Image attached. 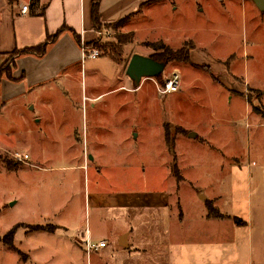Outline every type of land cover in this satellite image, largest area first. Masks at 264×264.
Masks as SVG:
<instances>
[{
    "label": "crops",
    "instance_id": "1",
    "mask_svg": "<svg viewBox=\"0 0 264 264\" xmlns=\"http://www.w3.org/2000/svg\"><path fill=\"white\" fill-rule=\"evenodd\" d=\"M38 1L40 5H46L44 17L30 16L32 0L24 3H21V0H0V53L7 54L15 50L38 46L54 36L62 27L69 29L55 43L49 45L44 56L28 55L18 58L17 68L14 71V77L17 80H4L0 85V114L7 107L22 105L20 113L23 125L30 124L29 127L43 135L45 145H37L41 148L40 151L33 153L32 149L27 147L28 160L45 158L46 163H49L47 161L49 158L67 159L70 165L68 171L74 173L78 170L86 173L89 165L92 164L94 171L100 175L113 167L112 164L105 163L103 159L114 154L111 151L116 141L129 149L136 144L141 148L143 146L144 153H146L144 148L147 145L158 148L162 144L164 157L167 152L164 146L165 124L170 123L163 111L165 107L153 106L154 114H158L157 110L159 112L162 110L165 118L161 116L160 121L156 124L153 122L155 128L147 131L146 126L150 125L147 119L136 121L135 118H131L133 98H138L141 102L143 95L152 91L153 99L166 103L160 95L169 96L167 103L173 111L174 107L175 110L177 109L180 100L187 95V92L193 89L195 93L202 91L200 85L196 87L199 81L186 80V82L182 71V92L162 95L155 85L143 91L144 84L137 88L127 76L130 59L126 67L119 65L123 71L115 74L114 77L119 81H115L112 87L109 85L111 83L103 81V78L99 76L100 73L87 71L84 65L86 60H83V47L96 39L91 13L93 0ZM242 2L241 0L240 4V0H102L100 21L106 25L125 19L121 27L129 22L124 28H128L139 38L140 29L142 32L150 29L147 28L148 23H145V20H150L153 13L159 17L168 18L170 30L167 34L162 33L163 35L158 32L153 39H158V42H163L172 49L175 45L186 44V42L191 45L192 43L194 48L190 49V59L186 64L194 68L204 63L203 65H209L212 71L206 74L187 69L195 76L209 77V83L211 81L214 86L234 93L232 91L237 76L230 83L224 73L230 59L238 53L237 51L240 52L239 45L235 47V43L236 49L224 53V58L231 56L216 64L213 59L206 60L210 59L206 56L210 54L203 53L204 49L197 46L198 37L195 35L197 29L191 31L188 28H181V25L177 27L176 22L182 15L189 16L192 20L208 22L213 16L212 14L208 16V11L214 12L218 10V7L231 4L237 6L236 11L240 9L244 11ZM25 5H29V12L22 14L21 9ZM207 24L211 25L210 22ZM211 30L214 33V30ZM158 31H162L160 27ZM176 35H179L178 40L175 39ZM76 36L81 43L77 41ZM230 39H234V34H231ZM218 53L215 52L213 57H223L217 55ZM170 75L158 81L163 84ZM102 85L110 86L109 90H102ZM201 87H203L202 84ZM76 91L79 96H76ZM115 96L118 98L114 99ZM233 99L230 97V104ZM27 112H33L35 115L30 119ZM175 114L176 112L172 116L174 125L183 126L188 134L187 136L180 134L174 140V144L178 142L191 144L211 139L206 120L200 122L202 126L198 124L199 130L192 129L189 128L190 125H185L178 118L176 119ZM17 131L12 130L18 139L30 146L31 140L26 137L24 140L21 139L23 131L19 130L21 134ZM55 131L59 132L54 133ZM200 133H202L201 137ZM51 139L56 145L48 146L49 143L51 144ZM179 157L180 161L176 160V166L183 168L186 160L183 161L184 156L180 153L178 157L176 154V158ZM124 165L133 166V163ZM38 167L40 170L43 169L42 166ZM232 167V170L226 173L235 172L237 177L234 178L237 183L234 186L220 184L219 188L207 191L206 198L203 197L207 212L191 214L187 218L184 214L176 217L165 213L170 203L164 192L149 195L139 189L124 188L123 191L117 192V188H111L110 191L113 192L94 194L91 198L97 213L101 210H109L121 211L125 215L120 218V221L118 216L113 217L112 221L117 225L113 230L90 233L86 236L78 231L75 236V239L79 240L75 242L78 245L77 248L82 251L84 250L82 246L85 244L84 254L88 257V264H264V195L260 192L254 193L251 184L240 183V168H236L240 166ZM96 187L101 191L105 189L100 188V185ZM196 198H194V205L197 206L198 202L201 203ZM209 204L223 215L232 218L209 217ZM146 208L160 211L155 219L151 218L156 223V231L149 232L144 229L147 220L143 217V209ZM68 211L71 212V209ZM234 218L241 219L244 224L237 225ZM97 219L101 222L106 220L100 213ZM58 226L60 227L61 224ZM63 228L67 230L66 227ZM150 238H155V242H151ZM100 243H105L106 246L96 249ZM92 252L97 256L96 262L91 261L90 253Z\"/></svg>",
    "mask_w": 264,
    "mask_h": 264
},
{
    "label": "rangeland",
    "instance_id": "2",
    "mask_svg": "<svg viewBox=\"0 0 264 264\" xmlns=\"http://www.w3.org/2000/svg\"><path fill=\"white\" fill-rule=\"evenodd\" d=\"M26 1L21 0V3ZM242 1L244 11L241 9L236 11L235 4L224 5L214 12H207L208 16L213 15L208 22L192 20L189 16L183 15L176 22L177 27L181 25V28H188L191 31L197 29L195 33L198 37L197 46L204 49L203 53L210 54L206 55L210 58L206 60L213 59L216 64L230 57L231 55H228L224 58V53L239 45L240 52L237 51L238 53L230 59L224 73L230 83L237 76L232 91L234 93L214 86L211 81L209 83V77L195 76L190 71L207 74L212 71L209 65L205 66L201 63L202 65L191 68L184 62H169L160 79L174 71L180 73L183 71L185 81H199L196 87L200 85L202 91L195 93L193 89L187 92V95L180 100L177 109L175 110L174 107L173 111L167 103L169 96L160 95L166 103H162L161 100L158 102L153 99L152 91L143 95L144 100L141 99V102L135 97L133 101L131 99L133 102L131 118H135L136 121L147 119L150 122V125L146 126L147 131L155 128L153 122L156 124L161 116L165 118L164 112L166 113L170 123L165 124L164 146L167 152L164 157L162 144L158 148L147 145L144 153L143 146L141 148L136 144L129 149L116 141L111 151L114 154L103 159L113 167L100 175L94 171L92 164L89 165L86 173L81 170L75 173L69 172L70 165L67 159L49 158L47 159L49 163H46L45 158L31 159V161L25 159L28 154L27 147L32 149L33 153H37L41 150L37 145H45L43 135L29 127L30 124L23 125L20 113L22 105L7 107L1 112L0 264H88V257L84 254L86 246L85 244L82 246L84 248L82 251L77 248L76 243L79 240L75 239L76 233L78 234L79 231L86 236L90 233L113 230L117 226L112 221L113 217L118 216L120 221L125 215L121 211L101 210L98 213L106 220L101 222L97 219L98 213L93 208L91 197L98 192H113L110 191L111 188H117V192L123 191L124 188L139 189L149 195L164 192L170 203L165 213L176 217L184 214L187 218L191 214L207 212L203 202L207 191L219 188L220 184L234 186L237 183L235 172L227 174L226 171H231L232 166H240L236 167L240 168V183L251 184L254 193L260 192L264 195V12L258 10L252 0ZM179 10L181 11L182 7ZM215 20L218 22H214ZM209 22L211 25L207 24ZM145 23H148L147 28L150 29H146L145 32L140 29L139 38L128 28H124L129 24L127 22L124 27L103 28L96 31V39L93 42L100 41L102 44L116 42L117 36H123L127 43L122 46L123 62L120 65L126 67L134 54L150 57L156 55L152 46L158 42V39L153 38H156L158 32L167 34L171 27L168 18L159 17L155 13L150 16V20L146 19ZM158 26L162 31H158ZM231 34H234V39H230ZM175 39L178 40L179 35H176ZM90 44L84 47L90 50L88 46ZM189 46L190 43L186 42L173 47L174 50L184 48L190 51ZM99 51L101 57L96 60L87 59L84 65L87 71L100 73L99 76L103 81L111 83L109 85L113 87V83L119 81L114 77L115 74L122 73L123 68L113 64L109 58L103 57V52ZM215 52H219L217 55L223 57H213ZM154 80L158 84L162 83L157 79ZM220 80L223 81L222 78ZM141 84H144L143 91L151 89L153 85L158 90L153 79H144ZM103 85L102 90H109L110 86ZM75 94L79 96L78 91ZM230 97L234 98L231 104ZM116 98L118 97L115 96L114 99ZM154 105L159 108L161 105L164 106V112L156 109L158 114H154ZM174 112L176 119L178 118L185 125H190L189 128L192 129L199 130L198 124L206 120L211 139L191 144L181 142L174 144V140L180 134L185 136L188 134L183 126L174 125L172 117ZM27 115L31 119L35 114L27 112ZM141 116L146 118L141 119ZM12 130L23 131L21 139L24 140L26 137L31 140V145H25V142L18 139ZM200 134L201 137L202 133ZM167 137H170L169 142ZM50 142L51 144L46 142L48 146L56 145L52 139ZM47 151L49 152L50 149ZM179 153L184 156L183 161L186 160V164L183 168L178 166V169L176 160L180 161V157L176 158V154L178 157ZM8 162L16 168L8 169ZM129 162H132L133 166L124 165ZM38 166H42L43 169L40 170ZM96 185L105 188L102 189L104 191L99 190ZM196 197L201 203L198 202L197 206L194 205ZM69 209L71 212L68 211ZM159 212L152 208L143 209V217L147 220L144 225L146 231H156V223L151 218L155 219ZM60 224L67 230L60 228L61 226H58ZM11 232H15L14 238L12 244L8 245L4 238ZM150 240L155 242V238ZM90 254L91 261L96 262L97 256L94 252Z\"/></svg>",
    "mask_w": 264,
    "mask_h": 264
},
{
    "label": "trees",
    "instance_id": "3",
    "mask_svg": "<svg viewBox=\"0 0 264 264\" xmlns=\"http://www.w3.org/2000/svg\"><path fill=\"white\" fill-rule=\"evenodd\" d=\"M102 0H93L92 1V23L93 28L95 31H100L103 28L106 29H115L117 27H120L125 22V19L114 23V24H102L100 21V6H101ZM46 12V5L42 6L40 5V2L38 0H32L30 5V16L32 17H44ZM66 27H62L54 36L48 38L44 43L30 48H25L22 50H15L12 53H0V85L4 80L7 81H16L17 79L14 77V71L17 68V60L18 58L22 56H28V55H35L38 57H42L46 54L47 49L50 44L55 43L60 36L66 32ZM77 41L81 43V40L79 37H77ZM127 43V41L124 39L123 36H117L116 42H107V43H101L93 42L90 45H88L91 49H99L103 52V56L108 57L112 62L115 64L120 65L122 61V46ZM153 49L155 50L154 56H151L153 59L168 64L169 62H184L187 63L189 61V50H185L184 48H180L177 50H174L168 46H166L163 42H157L153 46ZM190 49L194 48V45L191 43L189 46ZM159 80L160 78H156ZM168 138V142L170 140V137ZM14 165H11V163L8 162V169L13 170ZM16 168V166L14 167ZM208 216L218 219H228L232 218L228 215H223L220 213L217 209H215L210 204L208 205ZM234 222L237 225H243L244 222L241 219L234 218ZM14 233H9L5 238L4 241L6 244L10 245L12 244V240L14 238Z\"/></svg>",
    "mask_w": 264,
    "mask_h": 264
},
{
    "label": "water",
    "instance_id": "4",
    "mask_svg": "<svg viewBox=\"0 0 264 264\" xmlns=\"http://www.w3.org/2000/svg\"><path fill=\"white\" fill-rule=\"evenodd\" d=\"M258 10L264 12V0H252ZM167 64L159 62L152 57L134 54L127 67V76L138 88L144 79L159 78L164 72Z\"/></svg>",
    "mask_w": 264,
    "mask_h": 264
},
{
    "label": "built area",
    "instance_id": "5",
    "mask_svg": "<svg viewBox=\"0 0 264 264\" xmlns=\"http://www.w3.org/2000/svg\"><path fill=\"white\" fill-rule=\"evenodd\" d=\"M29 12V7L28 6H23L21 9L22 14H27ZM101 57L100 51L97 49H90L88 50L87 48L83 47V60L87 59H98ZM153 81L156 83V86L158 88V91L162 95H167V94H173V93H178L182 89V76L181 73L178 71H174L169 78H167L163 84H158L154 79ZM25 159H28V156L26 155L24 157ZM106 246L105 243H100L97 248H104Z\"/></svg>",
    "mask_w": 264,
    "mask_h": 264
}]
</instances>
